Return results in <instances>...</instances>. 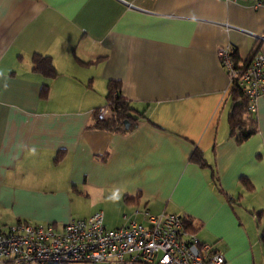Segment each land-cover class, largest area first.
Masks as SVG:
<instances>
[{"label": "crops", "instance_id": "1", "mask_svg": "<svg viewBox=\"0 0 264 264\" xmlns=\"http://www.w3.org/2000/svg\"><path fill=\"white\" fill-rule=\"evenodd\" d=\"M256 2L0 0V227L102 211L114 229L171 213L228 264H264V98L238 144L217 57L230 46L245 61L264 37ZM35 54L53 78L34 71ZM110 81L145 110L127 133L91 128Z\"/></svg>", "mask_w": 264, "mask_h": 264}, {"label": "built area", "instance_id": "2", "mask_svg": "<svg viewBox=\"0 0 264 264\" xmlns=\"http://www.w3.org/2000/svg\"><path fill=\"white\" fill-rule=\"evenodd\" d=\"M256 5L264 6V0ZM258 40L261 47L242 70L234 63L233 48L217 49L221 67L230 84L237 79L250 114L264 98V37ZM111 115L107 106L97 111L98 120ZM141 216V221L131 219L114 229L105 227L102 211L59 228L25 221L0 227V264H228L222 252L189 231L187 217L147 211Z\"/></svg>", "mask_w": 264, "mask_h": 264}, {"label": "trees", "instance_id": "3", "mask_svg": "<svg viewBox=\"0 0 264 264\" xmlns=\"http://www.w3.org/2000/svg\"><path fill=\"white\" fill-rule=\"evenodd\" d=\"M259 46L260 41H257L254 49L251 51L247 59L242 62L237 54V51L233 49L232 57L238 70H242L246 67V65L252 60L254 54L257 52ZM32 63L34 71L42 74L43 76L53 78L56 75L51 59L48 56L35 54L32 56ZM46 91L47 86H44L41 95L46 94ZM226 103L228 104L229 109V134L235 138V141L238 144H240L255 134L257 127L255 120L247 110L248 100L244 96L241 89L237 86V79H235L234 83L229 86ZM104 106H107L110 109L112 115L103 120H98L97 111L100 107L96 108L92 112L93 125L91 128L116 133H127L135 127L137 121L145 118V110L139 112L132 106L131 102L121 96V85L118 82L110 81L107 83L106 103ZM125 121L128 122V127H125ZM190 160L200 167H208V164L205 162L202 154L197 150L192 153ZM211 179L217 186L213 171H211ZM240 183L246 189H251L250 184L245 179L241 178ZM190 229L193 231L192 225Z\"/></svg>", "mask_w": 264, "mask_h": 264}, {"label": "water", "instance_id": "4", "mask_svg": "<svg viewBox=\"0 0 264 264\" xmlns=\"http://www.w3.org/2000/svg\"><path fill=\"white\" fill-rule=\"evenodd\" d=\"M124 124H125V127H128L129 125L127 121H125Z\"/></svg>", "mask_w": 264, "mask_h": 264}]
</instances>
